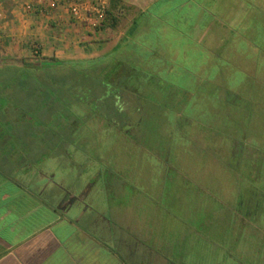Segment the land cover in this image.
<instances>
[{
  "label": "trees",
  "instance_id": "trees-1",
  "mask_svg": "<svg viewBox=\"0 0 264 264\" xmlns=\"http://www.w3.org/2000/svg\"><path fill=\"white\" fill-rule=\"evenodd\" d=\"M168 2L97 58L0 61V209L38 203L17 243L50 237L46 264H264L263 96L157 21ZM134 10L112 0L98 30Z\"/></svg>",
  "mask_w": 264,
  "mask_h": 264
},
{
  "label": "rangeland",
  "instance_id": "rangeland-1",
  "mask_svg": "<svg viewBox=\"0 0 264 264\" xmlns=\"http://www.w3.org/2000/svg\"><path fill=\"white\" fill-rule=\"evenodd\" d=\"M125 5L135 8L130 14L121 16L117 31L107 29L104 34L91 25L90 31L86 34L83 51L93 58L100 56L99 52L108 51L113 45V41H118L124 32L131 25L134 16L140 12H153V6L162 0H122ZM173 1V0H172ZM172 5L171 0L162 5L158 11L160 19L157 21L162 24L175 27L179 32L188 34L193 39L205 43L208 47H217L223 50L224 57L235 70H240L244 78L245 87L251 91H258L263 96L264 101V0H176V5L180 8L175 13L164 15L167 6ZM4 7H2V10ZM4 11V10H3ZM151 14V13H150ZM95 18V17H92ZM7 15L0 16V61L3 59H16L28 64L39 63L43 60L39 53L27 49L24 54H11L6 45L10 32L4 30ZM149 22V21H148ZM155 27L158 22L150 21ZM96 25V24H95ZM101 32L100 38H97L95 32ZM210 31L211 33L209 34ZM162 33L171 43L169 50L179 45L181 36L175 33L171 28L162 27ZM13 33L12 35H16ZM17 36V35H16ZM105 36V37H104ZM104 37V38H103ZM104 41L103 49H98L97 42L89 45L87 41ZM30 44V43H29ZM37 44H34L36 46ZM85 48V49H84ZM264 110L257 120L258 124L264 125ZM264 141V134L261 137Z\"/></svg>",
  "mask_w": 264,
  "mask_h": 264
},
{
  "label": "crops",
  "instance_id": "crops-1",
  "mask_svg": "<svg viewBox=\"0 0 264 264\" xmlns=\"http://www.w3.org/2000/svg\"><path fill=\"white\" fill-rule=\"evenodd\" d=\"M3 1L4 11L0 10V16L7 15L6 23L3 25L4 30L10 32L6 49L11 54H24L27 49L31 50L32 46L37 44L40 46V56L46 59L83 61L95 56L85 53L81 48L88 40L86 34L91 32V19L85 22L74 21L65 7L47 13L35 12L26 6L31 0ZM106 32L107 30L102 31L104 34ZM13 33H17V36L12 35ZM95 33L98 34L97 38H100L101 32ZM87 42L90 46L93 42L99 43V50L107 43L99 40ZM118 42L119 40L113 41L109 50ZM99 54L101 55V52ZM38 206L36 201L25 196L0 209V264H46L53 251L50 237L38 235L20 246L17 243L20 232L16 230V225Z\"/></svg>",
  "mask_w": 264,
  "mask_h": 264
},
{
  "label": "built area",
  "instance_id": "built-area-1",
  "mask_svg": "<svg viewBox=\"0 0 264 264\" xmlns=\"http://www.w3.org/2000/svg\"><path fill=\"white\" fill-rule=\"evenodd\" d=\"M111 1L112 0H31L26 6L39 13H47L65 7L72 20L85 22L91 19L92 21L90 22L93 23L95 21L94 26L98 28L105 18ZM3 4L4 1L0 0V10L4 6ZM34 52L36 54L40 52L39 45L34 46Z\"/></svg>",
  "mask_w": 264,
  "mask_h": 264
}]
</instances>
